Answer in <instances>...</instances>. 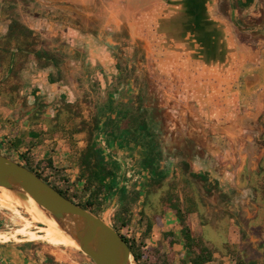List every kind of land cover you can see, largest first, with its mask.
Here are the masks:
<instances>
[{
	"label": "rangeland",
	"instance_id": "rangeland-1",
	"mask_svg": "<svg viewBox=\"0 0 264 264\" xmlns=\"http://www.w3.org/2000/svg\"><path fill=\"white\" fill-rule=\"evenodd\" d=\"M166 1L88 0L86 3H77L67 0L62 5L60 4L57 10L61 15L68 16L64 21L67 25H72L67 27L76 31L78 25L96 29L106 13H114V18L117 20L115 26L117 36H112V38L117 44L111 45L115 46L114 48L105 46L106 50L103 53H109L112 60H116L122 67L121 71L117 70L122 73V77L118 79L119 84L122 83L125 87L126 80L129 78L128 88L131 90V95L127 97L126 104L133 107L139 98L141 110L145 109L158 125L160 144L164 154L161 165L166 168L167 178L160 186L153 187L155 191L153 202L157 206L155 210L161 207L160 196L168 187L173 188L174 192L180 196L190 195L194 198L196 208L199 210L198 213H192L189 217L191 228L197 236L205 240L214 252L213 261L207 264H230L229 260H225L227 257L230 261L233 260L231 264H236L237 257L247 261L252 259L257 261L263 257L262 264H264V113L259 120L255 121L247 115L254 112L253 109L244 111L241 108L240 113L231 116L230 123L227 125L218 123L217 119L205 120V115L200 114L198 106L193 101V66L182 68L176 66L177 63L173 60L162 57L158 51H155L163 48L159 46L158 30L148 31V27L155 19L153 15ZM215 1V13L229 26L237 50H246L249 55L258 53L261 44L257 39L261 36L252 32L240 33L237 24L228 19L225 14L220 13L219 3L227 7V0ZM29 3L32 6L31 13L23 20L34 25V19L37 16L40 17L39 24H41L47 12H50L51 2L49 0H31V2L6 0L5 12L14 14L20 20V6H26ZM126 13L129 14L133 23L132 38L129 35L130 28L127 24L129 19H125ZM94 33L90 28L84 33V37L88 38L87 35H90L97 38ZM45 39L41 40L47 43ZM93 51L101 54L99 49ZM17 81L19 82L17 77L6 75L5 68L2 70L0 67L1 103L4 99L12 103L14 101L12 96L15 93L24 96L20 93L23 91L20 88L21 83ZM214 88L220 91L219 85H215ZM96 91L91 94L89 92L81 94V102L73 108L74 111H79L81 116L68 122L70 126L68 133L74 123H78L82 117L89 118L95 110L96 103L98 104L106 95L105 92ZM122 94H126L124 89ZM263 100L264 92L256 101L257 107L261 102L264 103ZM19 102L23 106L32 105L26 98H19ZM221 102L222 100L218 101V103ZM82 134L85 138V133ZM106 146L104 147L103 144L106 155L114 160L113 157H117L118 153H114ZM139 152L136 149L128 156L124 152L120 153V159L124 163L119 171L121 175L117 178L122 184L120 185L126 188V192L140 190L144 195L148 187L146 178L140 173ZM190 172L202 175L205 180L191 177ZM59 177V174L53 175L52 183L60 188L69 187L71 191H75L77 176H66L67 183H62ZM0 190L2 191H0V196L6 198L4 189ZM118 196V192L115 191L111 195L107 194L103 201L100 216H105L109 224L120 207ZM113 200H116L117 205L119 204L116 208H112ZM10 204L19 211L18 214L22 219L18 217L15 210L0 206V231L6 233H12L22 226L23 220H31L27 208H24L27 207L24 200ZM141 207V203H138V208H133L130 223L119 230L120 234L128 239L132 237L138 239L146 228V219L141 218L138 212ZM152 220H154L153 217ZM35 226L41 227V224H33L32 229L38 230ZM168 230L174 232L171 237L175 242L173 245L175 262L173 264H179V259L184 257L185 249L180 236L179 223L172 211L163 216L161 224L154 223L151 232L144 239V247L152 252L157 249L160 256H163L168 252V242L164 237V231ZM6 248L9 249L8 252ZM7 254L11 257L10 260L5 257ZM0 264L94 263L71 247L56 248L43 240L28 241L22 237L12 239L5 234L0 242Z\"/></svg>",
	"mask_w": 264,
	"mask_h": 264
},
{
	"label": "water",
	"instance_id": "water-1",
	"mask_svg": "<svg viewBox=\"0 0 264 264\" xmlns=\"http://www.w3.org/2000/svg\"><path fill=\"white\" fill-rule=\"evenodd\" d=\"M215 2L167 0L153 15L148 31L158 30L163 48L155 51L162 57L182 68L193 66V101L205 120L217 119L227 125L241 108L256 110V101L264 92V51L254 55L238 51L229 26L215 13ZM0 189L11 193L14 202L24 200L27 209L31 198L75 241V250L94 264H137L129 245L105 216L64 197L35 172L3 154Z\"/></svg>",
	"mask_w": 264,
	"mask_h": 264
},
{
	"label": "trees",
	"instance_id": "trees-1",
	"mask_svg": "<svg viewBox=\"0 0 264 264\" xmlns=\"http://www.w3.org/2000/svg\"><path fill=\"white\" fill-rule=\"evenodd\" d=\"M12 38L16 41L17 51L25 54L34 53L40 66L47 67L51 63L58 64L57 56L47 48V44L43 41H35L33 31L19 22L10 26L3 40L8 44ZM2 51L5 55L0 54V58L13 59L15 53L11 52L9 47L4 46ZM110 93L109 91L105 98L101 99L98 104L96 103L95 110L89 118L82 117L78 123H74L69 132L71 137L76 133H85V145L74 150L77 167L75 191H71L69 187L60 188L57 184L52 183L53 175L46 173L47 169L55 170L60 175L59 178L63 181L62 183H67L68 178L59 173V169L54 168L50 159L34 161L30 154L23 152L20 153L21 158L17 162L35 172L64 197L97 216H100L103 201L107 194L111 195L117 191L120 207L114 214L115 218H111V225L119 234L120 228L130 223L133 208H138V203H141L142 207L138 212L141 218L146 219L145 230L138 239L135 237L128 239L120 234L129 245L137 264H173L175 262L173 247L175 242L171 239L174 235L172 230L164 231V237L168 242V252L163 256H160L157 249L152 252L144 247V239L151 232L154 223L161 224L163 216L169 211L175 213L185 249L184 257L179 259V264H207L212 262L214 259L213 250L202 237L195 234L189 222L190 215L199 212L193 197L186 194L180 196L174 192L173 188L168 187L160 196L161 207L159 210H155L157 206L153 202L155 195L153 187L160 186L167 178L166 168L161 165L164 154L156 120L145 109L141 110L139 98H137L138 102L135 106L131 107L128 103L126 104L127 100L124 99V94L116 99ZM1 96L0 89V99ZM98 96L100 97V93ZM62 107L69 114L65 116L58 113L54 117L58 122L73 121L75 117L81 116L79 111L73 110L76 106L72 103L65 102ZM71 113L72 115H70ZM103 144H107L110 148H116V146L125 148L129 152L136 149L142 150L143 156L139 162L140 173L146 178L148 187L144 195L140 190H132L128 193L122 186L119 187L117 171H120L122 167L116 162H110L106 159ZM5 156L11 158L9 155ZM190 176L205 180L202 175L194 172H190ZM116 221L117 223H115ZM118 223L119 225H117ZM235 262L236 264H260L253 260L246 261L241 257H237Z\"/></svg>",
	"mask_w": 264,
	"mask_h": 264
},
{
	"label": "crops",
	"instance_id": "crops-1",
	"mask_svg": "<svg viewBox=\"0 0 264 264\" xmlns=\"http://www.w3.org/2000/svg\"><path fill=\"white\" fill-rule=\"evenodd\" d=\"M49 1L51 2V8L50 12H47L46 18H42L44 22L42 21V23L39 24L40 17L36 16V19H34V25L29 24V26L39 31L43 37L51 40L53 46L55 47V50L66 51L68 45H70L74 49L78 48L79 51L84 52L85 43H87V47L89 49L91 48L93 50H105V46L106 48L107 46L109 48H114L115 46L111 45L117 44V42H115L112 38V36H117V28L115 27L117 20L114 18L115 16L113 12H110L109 14L106 13L102 18V22L97 26L96 29L95 27H90L92 31L95 32L94 35L97 38L90 35H87L89 37L86 38L84 37V33L88 32L90 28L80 27V25H78L77 32H79V34H77V36H75L72 32H64L66 26L70 27L72 24L67 25L64 20L67 19L68 16L61 15L57 9H59L62 3H65V1L67 0ZM72 2L86 3L88 2V0H72ZM126 14L127 16H125V19H129V23L127 24L130 28L129 35L132 38L134 35L133 23L131 22V17L129 16V14ZM4 32V24L1 23L0 35H2ZM75 37H78V39H75ZM100 46L103 47L100 48ZM68 49L69 51L71 50L70 48ZM261 51H264V45H261L259 52ZM75 56H79V54L77 53ZM81 56L84 57V54L82 53ZM30 59H33V57L31 56ZM96 61L98 60H96L95 58L94 60H92L91 64H96ZM87 64L88 61L84 59H77L75 57L73 59H67L63 65V77H60L59 80H57V83H50L49 74H51V72L53 71V67H49L46 69H37L35 66L36 64L31 60L29 66L25 69V71H23L22 76L19 78L21 83L20 88L21 90H23L20 91V93H23L24 96L16 95V93L14 92L15 95L13 94L12 96V94H10V96L14 97V101L12 103L5 99L3 103H1L0 100L1 154L9 155L15 161H20V153L23 152H27L28 154H30L33 157L34 161L48 158L52 161L54 168L59 169V173H61L62 175H65L67 177L77 176V167L75 165L76 153L74 152V150L75 148H81L85 145L84 135L82 133H78L74 134L71 137L67 132V130L70 128L69 123L58 122L56 119H53L58 112L57 108L48 106L43 110H38L34 107L33 102L36 98L40 97H49V99H53L54 97L58 98L63 96V93H69L71 97H77L80 92L79 90L81 86H79L80 78L74 76L75 78L73 80H67V74H69V68L71 69L70 72L72 73L76 68L74 72L75 74L79 72V68H83L81 73L85 74L84 76L82 75L80 77L82 79V83H84L87 78ZM29 84L31 85L29 86ZM35 88H38V90L35 91ZM33 91H35L36 96L33 95ZM19 98H26V100L29 101L30 104L32 103V105L23 106L21 102H19ZM46 101H48V99H46ZM263 109L264 103L261 102L259 107H257L254 112H250L247 115L251 116L253 119H255V121H257L264 113ZM243 130H245V128ZM106 145L107 144H104V147ZM106 148L109 149L110 146L107 145ZM110 149L114 153H118L116 154L118 156H114V160H111L110 158H108L105 152L106 159L110 162L114 161L119 164L120 167H122L124 161L120 159L119 155L120 153L124 152L125 155L128 156L130 154L129 150L117 146L116 148ZM138 150L140 151V157H142V150ZM228 159L231 162L230 157ZM248 161L250 162L249 159ZM46 173H50L52 175L57 174L55 170L49 169L46 170ZM117 175H121V172H119V170L117 171ZM118 184L119 187L122 185L120 182H118ZM123 188L126 189L124 186ZM118 205L116 203V200L112 201V208H116ZM5 250L7 252L9 251V249L7 248ZM5 257L8 260H10L11 258L8 254L5 255ZM225 260H229L230 264L233 262V260L230 261L229 257H227ZM252 260L255 261L254 259ZM262 260L263 257H260V259H258L256 262L262 264Z\"/></svg>",
	"mask_w": 264,
	"mask_h": 264
},
{
	"label": "flooded vegetation",
	"instance_id": "flooded-vegetation-1",
	"mask_svg": "<svg viewBox=\"0 0 264 264\" xmlns=\"http://www.w3.org/2000/svg\"><path fill=\"white\" fill-rule=\"evenodd\" d=\"M28 1L31 2V0ZM5 2L6 0H3V2L2 0H0V24L1 23L4 24V28H5V32L2 35H0V51H2L4 46H7L10 48L11 52L15 53L13 59L11 60L0 58V67L2 68V70H4L5 68L6 75L10 74L11 76H14V78L17 77L19 79L22 76L23 71H25V69L29 66L32 60L36 64L35 66L37 69H46L49 67H53V71H52L53 73L51 72V74H49V82L57 83V80H59L60 77H63V72H62L64 67L63 65L67 59H73L75 57L77 59H84L88 61L86 68L87 78L86 81H84V83H82V79L80 77L82 75L84 76L85 74V73L84 74L81 73L83 68L82 69L79 68V72L77 74L74 73L76 68L73 73L70 72L71 69L69 68V74H67V80L68 79L73 80L75 78L74 76L80 78L79 86L80 85L81 86L79 90L80 92L77 95V97H71L69 93H63V96L61 97L58 98L54 97L53 99L55 101L53 99H49V97L36 98L34 101L35 108H37L38 110H43L45 109V107L48 106L55 107L58 109L57 114L62 113L63 115L67 116L69 112L64 111L62 107L63 104L65 102H68L74 104L75 106H78V103L81 102L80 99L81 94L84 95L86 94V92H89L91 94L94 91L99 90L101 93L102 92L106 93V95H104L103 97L105 98L110 91L111 92L110 94L117 99L121 97L122 91L124 89L126 93L124 97L125 100L127 99L128 96L131 95L130 94L131 90H129L128 88L129 78L126 80L127 85L125 87L124 85H122V83L119 84L120 82H118L119 81L118 79L122 77V73L117 72V70L121 71L122 67L117 63L116 60L114 61L112 60L111 55L109 53L105 52L104 54L103 53L104 50L99 49L101 54L99 53L96 54V51H93V49L91 48L89 49L87 47V43H85L84 45L85 46L84 52L79 51L78 48L76 47H75L76 49H74L70 45H68L66 51L55 50V47L53 46L51 40L47 39L46 37H43L39 31L29 26V23L23 20L25 16H28L31 13V7H32L30 6L31 3H29V5L26 6H20V15L22 19L21 21V19L19 20L14 14L5 12L6 9ZM8 3H12V2H8ZM219 4L221 5L220 13L225 14V16H227L228 19L233 21V23L237 24L236 26L237 29H239L240 33L252 32L254 34H259L261 37L257 39L259 40L258 43L264 45V0H227L226 3L227 7L226 6L224 7V5L221 4V2ZM15 22H19L23 26L32 30L35 41L44 42V40L41 39L46 38L45 40L48 41V42L46 41L47 48L57 56L59 61L58 64L54 65V63H51L47 67H42L37 61L34 53L25 54L17 51V48L15 47L16 41L14 38H12L10 43L8 42V44L6 43V41L4 42L3 40L4 36L7 35L10 26L15 24ZM64 32L66 33L72 32L75 36L79 34V32H77L75 29L73 28L70 29L67 26ZM78 37H75V39H78ZM68 48H70L71 50L69 51ZM57 52H59L61 55L59 53L57 54ZM77 53L79 54V56H75ZM82 53L84 54V57L81 56ZM0 54L5 55L3 51L0 52ZM31 56L33 57V59H30ZM95 58L98 61H96V64L92 65L91 64L92 60H94ZM17 83H20V79L19 82L17 81ZM30 85L31 84H29V86ZM102 86H104V88H102ZM36 90H38V88H35V91ZM35 91H33L34 96H36ZM46 99H48V101H46ZM70 115H72V113Z\"/></svg>",
	"mask_w": 264,
	"mask_h": 264
},
{
	"label": "bare ground",
	"instance_id": "bare-ground-1",
	"mask_svg": "<svg viewBox=\"0 0 264 264\" xmlns=\"http://www.w3.org/2000/svg\"><path fill=\"white\" fill-rule=\"evenodd\" d=\"M4 191H5L6 198H3L0 196V206L2 208L15 210L17 212L16 214H18L19 211L13 208L12 205L10 204L11 202H14L13 195L5 189ZM28 204H29V207L27 210L30 214L31 220H28V219L23 220L24 223L22 224V226L16 228L12 233H6V232L0 231V242H2V239L5 237V234H8L10 238L12 239H17L19 237H22L24 239H27L28 241H34L38 239L43 240L49 245L56 247V248L61 247V246L71 247L74 249L78 248V245L75 243V241H73L69 236H67L64 232H62L52 219L46 217L45 214L36 206L35 202L31 198L28 200ZM24 208H27V207H24ZM18 217H21V216H19L18 214ZM20 219H22V217ZM37 223H40L41 227L35 226L36 229L38 228V230H33L32 229L33 224H37Z\"/></svg>",
	"mask_w": 264,
	"mask_h": 264
}]
</instances>
